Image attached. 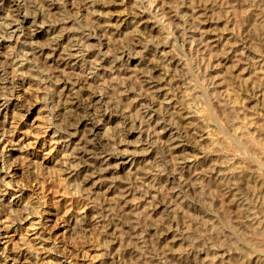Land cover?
<instances>
[{
  "label": "rangeland",
  "instance_id": "1",
  "mask_svg": "<svg viewBox=\"0 0 264 264\" xmlns=\"http://www.w3.org/2000/svg\"><path fill=\"white\" fill-rule=\"evenodd\" d=\"M0 264H264V0H0Z\"/></svg>",
  "mask_w": 264,
  "mask_h": 264
}]
</instances>
